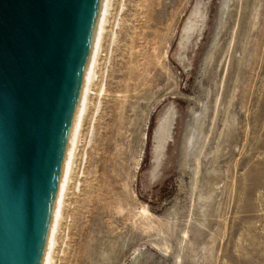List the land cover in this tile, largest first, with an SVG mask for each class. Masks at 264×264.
Wrapping results in <instances>:
<instances>
[{
	"label": "rangeland",
	"instance_id": "374dc122",
	"mask_svg": "<svg viewBox=\"0 0 264 264\" xmlns=\"http://www.w3.org/2000/svg\"><path fill=\"white\" fill-rule=\"evenodd\" d=\"M98 72L55 264H175L178 253L182 264H264V0H114ZM218 94L199 182L214 196L201 209L196 158Z\"/></svg>",
	"mask_w": 264,
	"mask_h": 264
},
{
	"label": "water",
	"instance_id": "95a60500",
	"mask_svg": "<svg viewBox=\"0 0 264 264\" xmlns=\"http://www.w3.org/2000/svg\"><path fill=\"white\" fill-rule=\"evenodd\" d=\"M114 0H0V264H55Z\"/></svg>",
	"mask_w": 264,
	"mask_h": 264
},
{
	"label": "bare ground",
	"instance_id": "6f19581e",
	"mask_svg": "<svg viewBox=\"0 0 264 264\" xmlns=\"http://www.w3.org/2000/svg\"><path fill=\"white\" fill-rule=\"evenodd\" d=\"M188 28L190 29V31H193L194 25L192 24ZM187 40L188 41L190 40L189 35H188V39ZM98 76H99V74L97 75V79H98ZM97 85L95 84V87ZM217 85H219V83ZM223 86L224 85L221 84V87H223ZM97 91H98V93L103 91V85L102 84L99 85ZM220 101H221V94H218L217 97H216V100H215V110H214L213 116L211 117L210 128H209V130H207L203 134V138H202V141L200 143L199 153H198L197 158H196V169H195V177H194V183H193L192 200L194 201V197L197 196L196 192L199 191V200L201 202L200 203L201 209L205 208L203 202L210 200L214 196V188L206 187L205 189H202V188L199 187V182H200V174L202 172L203 156L205 155V151H206L208 145L211 142V138H212L213 132L216 129V124H217V120H218V116H219V104H220ZM96 108L98 110V106H95V109ZM206 112H207V110H206V106H205V109H203L200 114L196 115L193 120L201 119V123L200 124L202 126V124H203V122L205 121V118H206ZM175 121H176V109H175V107L173 105H170V107H168L163 112L162 116L158 120L157 127H156L155 132H154V152H153V156H154V160H155V165H154V169H153V172H152V179H155L159 175V169H160L162 157L164 155V152H165V150L167 148L168 143L172 139V134H173L174 126H175ZM225 130L226 129H224V131L221 133V137L219 139V142L221 141V138L226 134ZM197 132H198V129L192 123L188 124L187 129H186V133L184 135V139L182 141V150H183V167H182V169L183 170L188 166L189 156L191 154V148L194 147V142H195L196 138L198 137L197 136ZM218 150H219V147H218ZM211 185L218 187V183L217 182H212ZM145 212H147V210H145ZM194 213L195 212H193V210H192V212L190 213V218H192V216L195 215ZM196 215H198V213H196ZM199 216H200V218H202L203 214L200 213ZM200 218H198L199 221H200ZM188 230L186 229L182 233L183 234L182 242H181L182 246H183V244L186 243V242L185 243H183V242H184L185 239H187L186 237L188 236ZM165 248L168 249L169 247L165 246ZM168 251L169 250H166L165 252H168ZM176 256L177 257H175L176 258L175 264H182L181 261L183 260V258H182L183 256L180 253H178V255H176Z\"/></svg>",
	"mask_w": 264,
	"mask_h": 264
}]
</instances>
